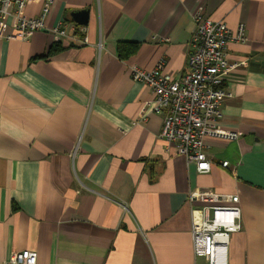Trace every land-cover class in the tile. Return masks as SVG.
Returning <instances> with one entry per match:
<instances>
[{
  "label": "crops",
  "instance_id": "obj_1",
  "mask_svg": "<svg viewBox=\"0 0 264 264\" xmlns=\"http://www.w3.org/2000/svg\"><path fill=\"white\" fill-rule=\"evenodd\" d=\"M198 10L232 30L245 23L249 38L229 44L231 63L244 64L218 122L241 137L205 141L207 173L166 151L162 115L133 124L153 94L129 72L161 57L172 78L187 72ZM59 22L72 39L0 38V264L26 249L37 264H208L192 243L196 188L239 196L227 264H264V0H56L46 25ZM120 42L136 53L121 59Z\"/></svg>",
  "mask_w": 264,
  "mask_h": 264
},
{
  "label": "built area",
  "instance_id": "obj_2",
  "mask_svg": "<svg viewBox=\"0 0 264 264\" xmlns=\"http://www.w3.org/2000/svg\"><path fill=\"white\" fill-rule=\"evenodd\" d=\"M35 1L38 0H0V38L27 40L36 31L49 30L62 41L72 39V34L63 22L46 25V18L56 0H42L38 16L29 17L25 14L27 6ZM10 18L14 31L6 33ZM194 21L187 72L172 78L166 73V57H161L149 70L130 67L131 77L150 87L153 94L133 124L146 122L150 113L162 115L159 136L166 143V151L174 149L188 163H195L199 173H207L212 163L204 151L205 141L214 139L231 142L241 137L238 131L222 128L218 122L224 102L232 97L225 83L231 72L244 64L231 63L229 44H244L249 38L247 26L243 22L232 30L225 20L209 18L202 10L194 14ZM82 30L84 32L85 27ZM87 42L85 36L83 43ZM221 165L231 168L229 161H223ZM231 171L234 173L235 169ZM189 201L192 204L191 234L195 256L205 258L208 264H227L232 235L242 229L239 196L196 188L190 192ZM37 263L38 253L29 249L12 252L4 262Z\"/></svg>",
  "mask_w": 264,
  "mask_h": 264
},
{
  "label": "trees",
  "instance_id": "obj_3",
  "mask_svg": "<svg viewBox=\"0 0 264 264\" xmlns=\"http://www.w3.org/2000/svg\"><path fill=\"white\" fill-rule=\"evenodd\" d=\"M137 43L132 42H120L118 46V54L121 59H126L136 53L137 51ZM61 47V44H55L50 50L49 54L54 53L55 51H58Z\"/></svg>",
  "mask_w": 264,
  "mask_h": 264
},
{
  "label": "water",
  "instance_id": "obj_4",
  "mask_svg": "<svg viewBox=\"0 0 264 264\" xmlns=\"http://www.w3.org/2000/svg\"><path fill=\"white\" fill-rule=\"evenodd\" d=\"M74 19L80 24H87L88 21V11H77L73 14Z\"/></svg>",
  "mask_w": 264,
  "mask_h": 264
}]
</instances>
